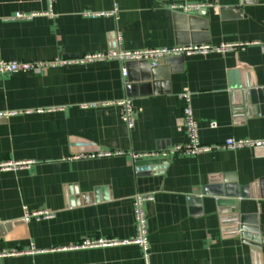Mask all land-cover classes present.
<instances>
[{
	"label": "crops",
	"instance_id": "crops-1",
	"mask_svg": "<svg viewBox=\"0 0 264 264\" xmlns=\"http://www.w3.org/2000/svg\"><path fill=\"white\" fill-rule=\"evenodd\" d=\"M115 3L117 18L87 15L112 11ZM187 4L199 7L186 10ZM47 8V0H0V59H72L118 46L251 44L170 56L157 66L127 61L126 77L118 60L0 73V111L14 113L0 119V165H8L0 168V253L21 251L0 256L3 264H264V252L243 242L239 214L231 211L238 204L240 214H257L264 241V146L174 153L145 175L130 155L188 141L187 91L202 143L264 139V0H57L55 18H13ZM124 98L135 108L133 129L121 119L117 102ZM105 151L121 154L74 157ZM218 185L236 195L223 206L203 194ZM136 193L154 195L145 206L148 263L136 244L80 246L132 238ZM25 206L55 215L25 222Z\"/></svg>",
	"mask_w": 264,
	"mask_h": 264
},
{
	"label": "built area",
	"instance_id": "built-area-1",
	"mask_svg": "<svg viewBox=\"0 0 264 264\" xmlns=\"http://www.w3.org/2000/svg\"><path fill=\"white\" fill-rule=\"evenodd\" d=\"M56 2L57 0H47L48 8L42 13H16L14 19H30L37 15H44L49 18H55L58 14L56 11ZM199 5L197 4H187L183 8L186 10L197 9ZM119 8L115 3L114 9L107 12H88L87 15L91 17L96 16H106L114 15L118 17ZM118 40H120V35H118ZM249 42H226L218 45L214 44H188L174 47H163V48H152V49H143V50H124L122 48L115 47L111 48L105 52H96V53H87L76 58H56L51 61H42V62H32V61H18V60H7L0 59V73H17V72H37L41 68L47 65H68L80 63L84 64L87 62L94 61H103V60H118L123 64L122 73L123 76H127L128 71L125 67L127 61L131 60H147L151 63L152 66H157L159 63L166 57L170 56H196V55H209L213 53H225L232 50L244 49L248 46ZM182 98L185 101L183 107V120L185 131L188 136V141L182 144H176L166 150H155L139 153H131L133 160L138 159H151V158H166L170 157L174 153H181L185 155H199L201 153L210 152L213 150H233L246 147H259L264 146V139H249V138H228L225 141L217 144H204L201 141L199 133V125L197 118L194 114L192 107V94L190 92H185L182 94ZM121 107V119L125 123L128 129H133L136 124V112L132 101L129 98L121 99L117 102ZM40 109L39 111H42ZM14 113L11 111H0V119L8 118ZM115 154H121V152L105 151V152H93L89 154H81L74 156L75 158L83 157H103V156H112ZM29 165V163H14L12 166H23ZM5 165H0V168ZM154 195L152 194H143L136 193L133 198L134 204V215L136 222V234L127 240L117 241L115 239H106L98 238L94 240H88L83 242L80 246L83 248L86 247H98V246H111L117 244H136L141 247L143 251V258L145 263H148L149 257V237H148V221L146 213V203L153 200ZM55 213L48 209H29L27 206L24 207V216L23 220L25 222H30L32 220L40 221L44 219H49L54 217ZM16 249L12 251H3L0 253V256L11 255L20 253Z\"/></svg>",
	"mask_w": 264,
	"mask_h": 264
},
{
	"label": "water",
	"instance_id": "water-1",
	"mask_svg": "<svg viewBox=\"0 0 264 264\" xmlns=\"http://www.w3.org/2000/svg\"><path fill=\"white\" fill-rule=\"evenodd\" d=\"M223 12L225 11H236L237 15L240 14V10L238 9H222ZM184 57V56H181ZM258 89L250 88L249 93L254 97L257 94ZM170 162V158H151V159H138L134 161V165L136 167L137 173L139 175L150 174L152 169L157 170L158 168L164 167L166 164ZM203 194L205 196H217L221 199L219 201L222 206L226 205L228 202L227 198L229 196H236L235 193H227L223 190L222 185L215 186L214 188L211 187H204ZM199 201V200H198ZM226 202V203H224ZM234 214H239L236 217V224H237V232L240 234L243 242L251 245L252 247L259 249L264 252V241L261 236V231L259 227V220L257 214H245L239 213L238 204L234 208L231 209ZM1 226V225H0ZM10 227V224H7ZM0 264H3V259L0 258Z\"/></svg>",
	"mask_w": 264,
	"mask_h": 264
}]
</instances>
